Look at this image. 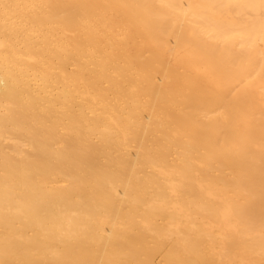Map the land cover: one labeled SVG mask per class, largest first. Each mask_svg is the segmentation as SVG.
<instances>
[{"label": "bare ground", "instance_id": "bare-ground-1", "mask_svg": "<svg viewBox=\"0 0 264 264\" xmlns=\"http://www.w3.org/2000/svg\"><path fill=\"white\" fill-rule=\"evenodd\" d=\"M0 264H264V0H0Z\"/></svg>", "mask_w": 264, "mask_h": 264}]
</instances>
